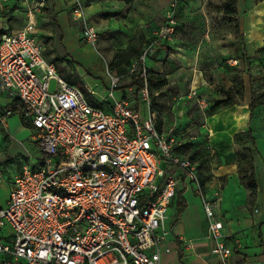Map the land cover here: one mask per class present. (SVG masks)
I'll return each instance as SVG.
<instances>
[{
	"label": "built area",
	"instance_id": "built-area-1",
	"mask_svg": "<svg viewBox=\"0 0 264 264\" xmlns=\"http://www.w3.org/2000/svg\"><path fill=\"white\" fill-rule=\"evenodd\" d=\"M11 1L0 0V16ZM17 1L26 23L0 35V95L19 101L40 153L9 181L0 229L9 227L11 234L0 241V264H162L169 210L183 181L201 198L211 255L217 264H236L218 215L220 191L207 194L198 163L177 154L179 141L158 128L145 65L158 57L160 44H173L174 16L153 30L140 60L129 67L128 76L143 67L139 103L116 98L120 77L111 73L106 97L88 101L58 75L39 38L37 16L47 0ZM86 10L85 0H72L82 40L95 46L98 32ZM14 111V104L6 107L0 124ZM6 180L0 168V183Z\"/></svg>",
	"mask_w": 264,
	"mask_h": 264
},
{
	"label": "rangeland",
	"instance_id": "rangeland-1",
	"mask_svg": "<svg viewBox=\"0 0 264 264\" xmlns=\"http://www.w3.org/2000/svg\"><path fill=\"white\" fill-rule=\"evenodd\" d=\"M118 1L120 3L117 0L101 1V17L108 24L103 30L96 27L98 39L95 46L84 41L83 44H76L69 34L64 48L54 13L49 15L52 28L40 19L43 28L53 30L50 48L54 51L48 59L56 64L58 75L80 88L88 101H98L106 97L104 81L107 69L120 77L116 91H123L127 96V89H132L128 97L139 103L137 87L133 86L134 76L127 75L129 67L140 60L145 46L149 44L148 36L152 29L164 25L170 15L174 16L177 24L174 45L160 44L161 54L157 59L153 58L156 63L147 61L145 65L147 71L160 73L168 79V85L157 94L155 100L152 99L158 125L161 123L163 134L176 137L179 153L198 162L204 176L213 175L224 166H237L240 146L234 138L229 141L239 133L241 125L240 119L231 111L235 106L210 118L207 111L226 98L225 91L232 88L238 79L245 83L244 106L239 107L249 105L251 78L255 79L256 92L264 93V17L256 13V17L253 16L254 9L250 8L232 20L223 12V4L227 0ZM256 3V8H264V1ZM87 18L93 24L89 16ZM71 19L82 33L83 24L74 21L72 16ZM252 39H255L253 43ZM88 87L94 89L97 95L91 96ZM54 88L55 81H52V90ZM241 112L243 114V110ZM249 129L254 131L256 140L263 137V106L255 110ZM31 147L33 156L18 154L15 145L11 147L10 140H6V133L0 126V168L6 179L13 172L17 173L24 164H32L38 158V147ZM253 150L255 168V158H261V153L257 144ZM258 176L260 187L264 189V168L260 167ZM238 180L247 193L242 208L253 216L257 210L253 205L256 197H251L248 184L240 175ZM5 190L6 186L1 185L0 207L5 204ZM10 232L9 227L0 229L1 236ZM244 241L247 250L248 243L246 239ZM240 245L243 246L242 241Z\"/></svg>",
	"mask_w": 264,
	"mask_h": 264
},
{
	"label": "crops",
	"instance_id": "crops-1",
	"mask_svg": "<svg viewBox=\"0 0 264 264\" xmlns=\"http://www.w3.org/2000/svg\"><path fill=\"white\" fill-rule=\"evenodd\" d=\"M48 1L49 0H47V5L43 12L37 16L39 38L46 44L47 56L51 55V53L54 51L50 48V45L53 44V41H50V39L53 38V30H46L43 28L40 24V19L46 21V25L49 28H52L51 19L49 16L52 13H54L53 16H55V24L61 32L63 46L65 44L66 37L69 39V34L72 36V38H74L76 44H83L82 33L79 30V26L73 23L71 19L72 0ZM101 1L102 0H85V3L87 2V17L89 16V19L94 24L95 28L98 27L103 30L104 27L107 26L106 24H108V22L101 17L102 14L100 12L103 9ZM154 1L157 2V0ZM117 2L120 3L118 0ZM17 4V0L9 2L5 12L0 16V35L2 33L17 32L24 27L26 23V17L23 13L17 10L19 7ZM256 4V0H238V15L251 8L254 9L253 16L256 17L255 12L257 10H264V8H256ZM258 4H261V2ZM158 28H160V26H156L152 30ZM254 31L255 29L253 32ZM151 34L148 36L149 40L151 38ZM254 40L255 39H252L251 42L253 43ZM162 53H164V51H162ZM66 54H68V52H66ZM160 54L161 52H159V55ZM155 59H157V57L154 58V60ZM148 61L151 63H156L153 61V59H149ZM109 85L110 72H108L106 69V81H104V87L106 90ZM127 90L128 96L130 89ZM115 96L117 99H122L126 96V94L123 91H116ZM250 102L251 91L248 101L249 105L246 104L244 107L247 111L244 110V108L239 107L241 108V111L243 110L244 119H241V122H243L245 125V130L240 131V133L247 131L251 124L252 117L251 112L249 111ZM14 103L15 100L11 99L8 95H0V114H2L6 107ZM238 106H244V104ZM232 110H234V108H232ZM247 113H249L248 121L245 118ZM0 126L3 127L6 133V140H10L11 147H13V144L15 145L18 154L21 152L26 153L28 157L33 156L31 145H35L37 147L33 135L34 131L33 129L25 128L23 126L21 116L19 114L12 116L8 119L5 125L0 124ZM235 135H233L231 140L229 139L230 142L233 140ZM12 142L14 143L12 144ZM256 144L257 149L261 153V158H255V173L258 183V191L257 196L253 201V205H255L257 209L253 216H251L246 210H244V208H242L245 203L247 193L244 186L238 180L239 174L236 165L221 167L219 170L213 173L211 181L205 185L207 194L209 196H211L217 190L220 191L221 204L218 209V215L224 221L225 233L230 236L227 241L228 245L235 248L234 255L230 260L232 263L236 264H264V189H261L258 181L259 169L260 167L264 168V135L263 137H260L256 140ZM8 162H10V160H8ZM14 173L15 172H13V174L7 178L5 182L0 183V186L3 185L7 188V190H5V204L0 208H4L7 204L10 191L9 181L18 172L15 174ZM194 188V185H191L187 181L181 182L178 187L177 197L173 200L169 210L170 218L167 228H169L170 233L162 247V264L218 263L216 257L210 253L212 243L206 238L207 226L205 213L202 207L201 198L196 194ZM180 196H182L184 203L182 212H180ZM10 234L11 233L3 236L0 235V241H6ZM244 238L248 243L247 250H245ZM236 240L242 241L243 248L241 245L237 246L235 244Z\"/></svg>",
	"mask_w": 264,
	"mask_h": 264
},
{
	"label": "trees",
	"instance_id": "trees-1",
	"mask_svg": "<svg viewBox=\"0 0 264 264\" xmlns=\"http://www.w3.org/2000/svg\"><path fill=\"white\" fill-rule=\"evenodd\" d=\"M258 3L263 2L264 0H256ZM238 0H227L223 4V12L224 14L229 17L230 19L234 20V18L238 17V9H237ZM255 13L264 17V10L259 9ZM143 67L140 66V69L137 74L134 75V82L133 86L137 87V93L140 88L144 86L143 80L140 78V72L142 71ZM147 82L149 86V90L151 93V98L155 100L157 94L168 85V79L166 76L161 75L160 73H155L153 71H147ZM251 82V102L249 106V111L251 112V117L255 113V110L263 106L264 107V93H258L254 89L255 79L250 80ZM85 90V86L82 87ZM244 95H245V83L242 79H238L236 84L225 91V99L222 100L220 103L214 105L207 111L208 117H212L226 109L234 107L233 112H235L236 116L242 121L244 119V115L241 113V110L238 105H242L244 102ZM14 115L19 114L21 116V121L25 128L33 129L31 124L25 118L24 114L22 113V107L18 100L14 103ZM246 118V116H245ZM159 131L162 132L161 123L158 125ZM245 130V125L241 122L239 127V133L234 136V141L237 145L240 146L238 149V161H237V168L238 174L241 176L243 181H246L251 193V197H256L258 191V183L254 168V161H253V148L256 146V137L254 135V131L249 129L245 132H241ZM177 154L179 153V148L176 149ZM182 156V155H181ZM195 162V161H194ZM198 163V162H196ZM198 174L201 180V184L205 186L209 181H211L213 175L204 176L200 164L198 163ZM255 199H253L254 201ZM180 212H182L184 208L183 198L180 196Z\"/></svg>",
	"mask_w": 264,
	"mask_h": 264
}]
</instances>
